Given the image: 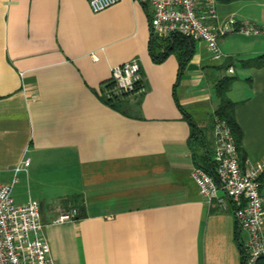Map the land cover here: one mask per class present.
<instances>
[{
	"label": "crops",
	"instance_id": "crops-1",
	"mask_svg": "<svg viewBox=\"0 0 264 264\" xmlns=\"http://www.w3.org/2000/svg\"><path fill=\"white\" fill-rule=\"evenodd\" d=\"M152 9L144 0L98 12L88 0H0V182L16 179V201L40 203L57 263L244 264L248 233L232 200L221 190L228 206L210 201L192 171L213 166L215 86L227 75L238 77L229 96L242 164L264 161V65L242 61L264 53V0H217L220 20L235 14L263 29L220 37V59L195 40L189 57L185 48L155 60L153 47L162 55L166 43L155 42ZM134 58L144 92L116 107L103 86ZM74 208L85 215L56 221Z\"/></svg>",
	"mask_w": 264,
	"mask_h": 264
},
{
	"label": "built area",
	"instance_id": "built-area-1",
	"mask_svg": "<svg viewBox=\"0 0 264 264\" xmlns=\"http://www.w3.org/2000/svg\"><path fill=\"white\" fill-rule=\"evenodd\" d=\"M88 1L98 12L119 0ZM144 1L152 5L151 26L156 36L181 33L204 41L217 59L224 56L219 47L220 37L234 31L246 34L263 31L252 22H239L235 14L220 20L217 0ZM229 70L233 71V68ZM110 80L117 90L105 87L102 91L105 98H114L117 92H129L138 97L145 89L143 83L137 86L142 74L136 58L113 66ZM214 134L215 173H210L202 165H195L193 177L201 193L210 201L217 199L227 207L226 198L220 191L229 196L239 226L248 233L247 239L241 241L244 264H259L264 257V197L260 179L264 161L250 162L247 168L243 166L237 139L225 119L215 118ZM29 163V159L24 161L25 166ZM15 182L16 179L11 183L0 182V264H60L53 259L49 239L43 231L40 203L33 199L17 202L13 195ZM77 214L78 209L74 208L62 213L56 221L69 220Z\"/></svg>",
	"mask_w": 264,
	"mask_h": 264
},
{
	"label": "trees",
	"instance_id": "trees-1",
	"mask_svg": "<svg viewBox=\"0 0 264 264\" xmlns=\"http://www.w3.org/2000/svg\"><path fill=\"white\" fill-rule=\"evenodd\" d=\"M161 38V37H160ZM155 42H165L166 43V48L164 50V53L162 55H158L154 52V47H153V56L155 58V60L160 61L163 57L166 56V54L172 50L174 51H180L186 48V57H189V46L195 42V39H193L192 37L186 36L184 34L181 33H173L170 36L167 37H162L161 39H157L156 37H154ZM165 40V41H164ZM164 43V44H165ZM168 44V45H167ZM183 58L182 64L181 66H183L185 59L187 58ZM243 64L247 67H251V66H263L264 65V53L261 55H258L256 57H252L249 59H244L242 60ZM237 76L235 75H227L223 78H221L217 83H216V93L220 99V103L219 106L215 112V118L219 117L222 119H225L229 125L232 128V131L237 139L238 145H239V149H240V143L242 142V137H243V130L241 128V126L239 125L237 118H236V108L238 105V102L234 101L230 96H229V91L231 89V86L233 85V83L237 80ZM140 83H142V80H140L137 84V86L140 85ZM112 86H114V82L111 81L110 79L108 81L105 82L103 89L105 87H110L113 88ZM129 92H122V94L120 96H115L114 98H105V101L116 106L119 107V105L123 102H129L132 101L129 98ZM142 96V95H141ZM185 117H187L192 123H194L192 116L189 113H185ZM201 131L199 130V128L195 125L193 127V137L195 138V140H200L201 137ZM201 142H203V144L205 143L204 140H200ZM213 166L212 167H206V170L209 171L210 173L214 174L215 173V159L214 162L212 161ZM262 177V176H261ZM262 179V178H260ZM84 210H78V214L76 215V217H82L84 216ZM241 246V251L243 252V247H242V243H240ZM244 263V260H243ZM259 264H264V257H262L259 260Z\"/></svg>",
	"mask_w": 264,
	"mask_h": 264
},
{
	"label": "rangeland",
	"instance_id": "rangeland-1",
	"mask_svg": "<svg viewBox=\"0 0 264 264\" xmlns=\"http://www.w3.org/2000/svg\"><path fill=\"white\" fill-rule=\"evenodd\" d=\"M193 39H194V38H193ZM195 40H196V39H195ZM197 41H199V40H197ZM140 86H141V85H140ZM140 86H139V87H140ZM112 87H113L114 90H117V88H115V86H112ZM121 94H122L121 92H117V93H116L117 96H120ZM135 94H136V93H135ZM141 94H142V93H140L139 95L137 94L138 97H137V96H134V95H132V94H129L128 96H129L130 99H132L131 97L134 96L133 99H132V101H139L140 98H141ZM21 185H22V184H21ZM21 185H18V186L16 187L15 190H16V191H17L18 189L21 190V189L23 188V186H21Z\"/></svg>",
	"mask_w": 264,
	"mask_h": 264
}]
</instances>
